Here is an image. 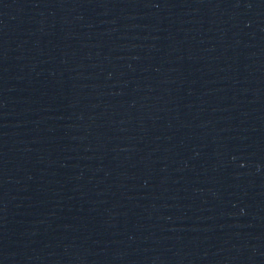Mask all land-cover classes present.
Segmentation results:
<instances>
[{
	"label": "water",
	"instance_id": "water-1",
	"mask_svg": "<svg viewBox=\"0 0 264 264\" xmlns=\"http://www.w3.org/2000/svg\"><path fill=\"white\" fill-rule=\"evenodd\" d=\"M0 264H264V0H0Z\"/></svg>",
	"mask_w": 264,
	"mask_h": 264
}]
</instances>
